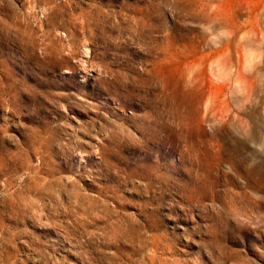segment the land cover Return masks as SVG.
I'll list each match as a JSON object with an SVG mask.
<instances>
[{
  "label": "rangeland",
  "instance_id": "obj_1",
  "mask_svg": "<svg viewBox=\"0 0 264 264\" xmlns=\"http://www.w3.org/2000/svg\"><path fill=\"white\" fill-rule=\"evenodd\" d=\"M0 264H264V0H0Z\"/></svg>",
  "mask_w": 264,
  "mask_h": 264
},
{
  "label": "bare ground",
  "instance_id": "obj_2",
  "mask_svg": "<svg viewBox=\"0 0 264 264\" xmlns=\"http://www.w3.org/2000/svg\"><path fill=\"white\" fill-rule=\"evenodd\" d=\"M246 179V178H245Z\"/></svg>",
  "mask_w": 264,
  "mask_h": 264
}]
</instances>
